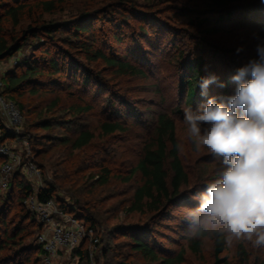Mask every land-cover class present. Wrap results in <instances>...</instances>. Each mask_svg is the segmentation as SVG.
Masks as SVG:
<instances>
[{
  "label": "rangeland",
  "instance_id": "374dc122",
  "mask_svg": "<svg viewBox=\"0 0 264 264\" xmlns=\"http://www.w3.org/2000/svg\"><path fill=\"white\" fill-rule=\"evenodd\" d=\"M34 3L30 0L21 5L12 0H0L3 5L0 36L9 40L20 37L29 25L37 26L42 22L61 27L51 36L29 37L21 51L4 60L5 65L1 63L2 79L41 42L59 60L64 55L69 61L81 64L77 75L73 64L67 73L51 76L46 71V75L39 77V92H33L35 86H24L17 96L25 112L21 134L28 137L23 135L21 140H10L6 144L20 150L24 147V138L29 149L39 150L36 159L43 171L41 178L33 182L35 189L54 182L58 200L76 212L94 215L97 228L93 234L101 242L88 241L87 247L95 264H160L145 259L141 252L127 244V237L116 230L119 226L145 231L163 257L183 254L181 264H211L215 233L198 238L202 241L200 253H194L189 246L193 238L187 235L189 226L184 218L186 210L191 208L186 206L189 203L182 200L157 214L150 210L130 212L129 206L142 177L139 173L131 180L129 177L144 142L153 135L158 114L168 113L177 124L181 156L190 174L196 175L204 166L210 167L207 182H200L202 187H192L191 194L204 191L207 183L216 178L217 171L224 167L223 158L216 160L206 147L197 150L183 122V109L189 107L185 101L186 90L180 88L181 77L187 71L184 64L188 59L203 58L204 77L215 75L218 82L225 85L221 88L211 84L208 95L233 94L237 85L231 78L250 59L258 58L256 46L264 42V4L260 0H240L233 2L231 8L222 9L209 0H64L56 12L46 13ZM13 9L17 11L18 23L9 14ZM72 21L91 28L87 33H78L70 25ZM93 39L95 45H92ZM82 44H91L93 51L102 49L107 56L129 61L143 69L145 75L123 74L101 58L87 57ZM238 47L243 48L239 54ZM34 53L39 55L41 51ZM21 71L18 69L17 74ZM85 73L91 75L88 86L82 83ZM198 97V106L206 103L207 98L201 94ZM56 99L60 105L50 111ZM75 103H89L93 109L72 116L68 108ZM45 117L53 124L48 131L38 126ZM105 120L122 121L128 131L100 138L99 125ZM83 129L98 135L83 150L73 151L70 146L59 144V140L51 141L54 136L75 137ZM101 167L110 171L107 183L98 180ZM8 188L0 189V212L5 209L8 214V229L1 221L2 216L0 219L3 239L20 220L14 215L18 210V194H12ZM192 197L191 203L196 207L197 202ZM23 227L22 243L9 242L8 246L0 248V264H89L75 251L60 252L50 261L42 255L37 257L32 249L38 245L36 227L28 220ZM240 243L250 254L245 264L264 263V250L250 241L238 240L227 246L224 253L231 264L238 261Z\"/></svg>",
  "mask_w": 264,
  "mask_h": 264
},
{
  "label": "trees",
  "instance_id": "16d2710c",
  "mask_svg": "<svg viewBox=\"0 0 264 264\" xmlns=\"http://www.w3.org/2000/svg\"><path fill=\"white\" fill-rule=\"evenodd\" d=\"M12 1L21 5H25V3L30 0ZM34 1V6L42 9L43 12L46 13L56 12L60 8V5L64 2V0ZM209 1L214 6H217L222 9H227L231 8V4L233 2H238L240 0ZM2 6L3 5L0 4V17ZM9 12V14H11L15 18V23H18L16 9H13ZM230 15L231 14L229 13V16ZM35 20L37 19H34V21ZM79 22L80 21H74L70 25H73L75 31L78 33H87L88 30H90L91 26ZM60 27L61 26L55 24H44V22H42L38 23L37 26L29 25L28 30L23 31L20 37L14 36L11 40H9L4 36H0V61L10 59L17 52L21 51L29 37H38L41 34L45 36H51L58 32ZM94 41L95 39H93L92 45H95ZM92 45L82 44L81 46L83 52H85L87 57L90 56V58L94 59L95 57L96 59L101 58L106 62V64L112 67H116L117 70L121 71V73L123 74L141 76L145 75L143 69L133 65L129 61H123L116 57L107 56L102 51V49H95L93 51ZM33 50L34 51L31 55L22 57L19 60L17 67L13 70H9L7 74L3 77L4 94L7 98L13 99L17 103L24 116V105L18 100L17 97L20 96V93H22V91L24 90V86H30L32 88L33 86H35L32 90L34 93H37L39 92L38 88H40L39 84H41L39 83V77L46 75V71H49V73H51V76H55L54 74L56 73H67L69 70L72 69L73 65L75 66V69L77 68V70L75 71L76 75L81 70V64L79 62L69 61V57L64 55H62L61 60H59L58 57H55L53 53H51L48 49H45V45L43 42L36 45ZM37 50L41 51L39 55H36L34 53ZM65 53L67 54V52ZM184 66L187 71L181 77L180 88L181 90H186L185 101L188 106L195 108L196 105H199L197 101L201 89L198 86V81L201 77H204V60L203 58H196L190 60L188 59L185 61ZM18 69L22 70L19 74H17ZM82 76V83L85 86L90 85L91 75L89 73H85ZM59 105V99H56L51 104L49 110L52 111ZM92 109L93 105L89 103L84 105H81L80 103H75L68 108V110L71 112L70 115L72 116L89 113ZM38 126L47 131L53 128V124L51 123L50 119L46 117L42 118L39 121ZM99 130L100 138L128 131L122 121L114 120H105L100 122ZM23 135L24 134L21 133L20 135H15L14 133H12V131L9 130L2 116L0 115V145L6 144V142L10 140H21ZM26 136L27 135L25 134L24 137ZM97 137L98 135H96L94 131L89 129H83L79 131V133L75 134V137H71L70 135H65L61 137L54 136L51 141L55 142L56 140H59V144L70 146L73 151H76L85 149L87 146L91 145L93 140H95ZM178 144L180 145L177 137V124L175 120L168 113L158 114L153 130V135L149 138V140L144 142L140 157L136 165L133 167L132 173L129 177V180H131L133 178V175L139 173L142 178L140 181V185L136 188L134 192L133 200L129 206L128 211L143 213L147 210H150L152 212H156L157 214V212L161 213L163 212V209H167L174 203L180 202L182 200L189 203L186 206H191V208L195 207V203H191L192 200H190V198L193 196V194H191L193 192L191 191L192 187L199 188L202 187L200 185V182H207V176L210 172V167L204 166V168L200 169L199 173L195 172L196 175H191L187 166L183 162L181 152L177 149ZM38 151H34L31 148L29 155L24 153L22 163H25L26 160L34 161L39 167L42 174L43 170L41 163L36 159L37 155L40 154ZM5 161L6 158L0 156V166ZM109 173V169H107L106 167H101L100 173H97V176L99 178L98 180L101 181V183H107L109 179ZM15 186L17 187V189H15ZM9 188L12 194H18V210L14 213V215H17L20 220L18 223L14 224L12 233L5 236V239H3V237L0 235V248L8 246L10 244L9 242H13L14 244L19 245V243H22L24 241L25 237H23L22 235V233L24 232L23 223L27 220L32 226L35 225L37 231V238L38 235L42 233L44 229V224L38 219L37 215L33 211H31L27 206V201L32 196H35L39 202H46L47 200L52 199L56 203L58 208L63 211V213L77 218L88 229L96 231L97 221L94 215L85 212H76L73 208H70L67 203L58 200V188H56L54 182H48L45 185H41L40 187H38V189H35L34 183L31 182L25 175L22 164L15 167L10 178ZM188 199L189 201H187ZM75 202L77 201L75 200ZM190 203L192 205H190ZM1 216L3 217V219H1ZM7 217L8 214L6 213V210L3 209L0 212V219L3 225L6 226V229H8V221L6 219ZM144 228L145 227H143L142 229ZM116 230L117 232H122L125 238L127 237V242H129L127 244L132 245L135 251L141 252L144 258L149 261H152L154 263L159 262L160 264H181L184 260L183 254H179L176 257H163L158 251L159 249L156 247V245L150 242L149 236L145 234L146 232L143 230L140 231L139 229H126L125 227L121 226H119V228H116ZM206 234L207 233H204L201 236L204 237ZM214 236V254L213 261L211 264H231L229 258L224 255L225 251L227 250L224 237L216 233ZM98 240L99 241L97 243L101 242L100 238H98ZM88 241L94 243L93 240L87 237L73 251H75L81 259H87L88 263L91 264L93 258L91 255V251L89 250L90 248L87 247ZM84 246L86 247L84 248ZM189 246L194 253H200L202 249V241L201 239L193 238L190 240ZM32 249L35 251L37 257L43 255V249L41 245L38 244L37 247H34ZM238 257L239 258L236 264H245L250 260L249 252L247 251L246 247L241 243L238 245ZM261 264L264 263L261 262Z\"/></svg>",
  "mask_w": 264,
  "mask_h": 264
},
{
  "label": "clouds",
  "instance_id": "9594fccd",
  "mask_svg": "<svg viewBox=\"0 0 264 264\" xmlns=\"http://www.w3.org/2000/svg\"><path fill=\"white\" fill-rule=\"evenodd\" d=\"M264 4V0H260ZM243 51L236 49L237 54ZM257 57L237 69L231 95L209 96L218 77H201L198 86L206 103L183 109V122L195 148L206 147L223 168L204 191L193 195L197 206L187 209L190 238L204 233L224 237L226 246L246 240L264 250V42ZM178 151L182 150L177 145Z\"/></svg>",
  "mask_w": 264,
  "mask_h": 264
},
{
  "label": "built area",
  "instance_id": "2783aa9c",
  "mask_svg": "<svg viewBox=\"0 0 264 264\" xmlns=\"http://www.w3.org/2000/svg\"><path fill=\"white\" fill-rule=\"evenodd\" d=\"M1 63L5 65L3 61L0 62V115L9 130L15 135H20L25 117L17 103L4 94ZM23 142L24 147L20 150L10 148L7 144L0 145V156L6 158L0 166V189L2 190L9 187L11 175L15 167L20 164L31 182L41 178V171L34 161L26 160L22 163L24 153L30 154L27 140L24 139ZM27 206L44 224V229L38 235L37 241L42 246V256L46 261H50L63 251L71 253L87 237L94 243L99 241L97 237H94L92 229H88L77 218L63 213L52 199L39 202L35 196H32L27 201ZM91 264H95L93 260Z\"/></svg>",
  "mask_w": 264,
  "mask_h": 264
}]
</instances>
